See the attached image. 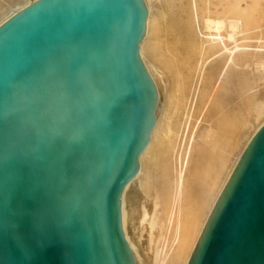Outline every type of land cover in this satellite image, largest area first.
I'll list each match as a JSON object with an SVG mask.
<instances>
[{
  "label": "water",
  "instance_id": "95a60500",
  "mask_svg": "<svg viewBox=\"0 0 264 264\" xmlns=\"http://www.w3.org/2000/svg\"><path fill=\"white\" fill-rule=\"evenodd\" d=\"M143 0H37L0 27V264H135L121 196L162 94ZM189 264H264V126Z\"/></svg>",
  "mask_w": 264,
  "mask_h": 264
},
{
  "label": "bare ground",
  "instance_id": "6f19581e",
  "mask_svg": "<svg viewBox=\"0 0 264 264\" xmlns=\"http://www.w3.org/2000/svg\"><path fill=\"white\" fill-rule=\"evenodd\" d=\"M34 1L37 0H0V27ZM143 1L148 11V20L146 34L139 44V55L157 91L156 108L159 103L158 83L166 85L168 79L173 86L172 101L170 100L173 109L169 116L165 112L166 110H163L158 117L150 135L151 140L139 156V171L122 192L120 200L121 227L135 264H146L145 259L148 260V264H179L182 252H185L183 250L187 248L186 245L191 238L193 225L202 208L200 202L215 185L218 170L224 158V154L218 153L216 157L213 155L212 158L204 146L200 150L198 149L200 144L196 143L195 134L190 130L197 103L203 98L202 110L205 105L207 108L213 103L215 94L223 88L225 77L231 68L243 69L246 67L247 69L251 65L264 67L262 66L264 59H257L260 54L252 53L256 51L246 50L247 48L238 44L237 36L242 34L241 21L239 19L226 20L220 16L221 12V14L218 13L219 7L226 10L225 0L224 5L217 0H191L193 23L186 27L185 38L178 36L165 43L160 41L161 38L156 41V38L160 36L157 37L154 32L157 30L158 33H156L160 34L159 31L162 30H160L161 27L156 29L152 22L154 19L150 18L149 0ZM226 1L228 4L229 0ZM155 26L161 25L155 24ZM227 28L230 30L227 39L234 44L231 49L228 48L231 44L228 45L221 34ZM151 36L156 37L154 38L155 42L153 40L148 47V51L159 64L155 69L152 66L153 62L150 65V62L145 58L147 42L152 38ZM246 56L250 57L252 61L248 60L241 64L242 57ZM214 80V87L209 89V81ZM209 139H212V132L208 130L201 140L204 142ZM218 143L220 144V141ZM222 148L221 146L219 153ZM244 152L245 149L219 194L211 199L205 220L197 230L188 255L185 260V257L183 258L182 264H189L209 218ZM155 154L166 162L172 159L175 165H173V171L171 170L169 173L165 168L162 174V177H167L166 182H163L168 184V190L164 193L158 190L155 194L153 193V199H148L147 192L151 179L148 164L155 159ZM152 178L154 180V177ZM199 179H204L206 189L196 197V193L193 194L192 191Z\"/></svg>",
  "mask_w": 264,
  "mask_h": 264
},
{
  "label": "rangeland",
  "instance_id": "374dc122",
  "mask_svg": "<svg viewBox=\"0 0 264 264\" xmlns=\"http://www.w3.org/2000/svg\"><path fill=\"white\" fill-rule=\"evenodd\" d=\"M217 1H221L222 3L224 2V0ZM228 2L229 3L227 4V1L225 0L224 3L226 4L224 5L223 3L224 7L226 6V10L223 7H219L218 13H222L220 16H222V18L224 19L226 18V20L239 19L241 21L242 34H239L237 36V40H239L238 44L243 46L245 49L247 48L246 50L252 49L253 51H256L252 53L260 54V58L258 57L257 59H264V0H229ZM149 7L150 18L154 19L152 20L154 27L156 29H160L161 27L160 30H162L159 31L161 35L157 34V30L154 32L157 37L160 36L159 38L154 37L157 39H155L156 41L161 38L160 41L165 43L173 40L178 36H181V38L183 39L185 38L186 27L190 26L193 23L191 0H149ZM155 24H160L161 26L156 27ZM221 34L225 42L228 45L231 44L228 48H233L234 44L229 42L227 39V36L230 34V30H228L227 28ZM152 38L149 39L150 42L149 40L147 42L148 45L145 51V58L148 62H150V65L152 64L151 62H153L152 66L155 69L156 66H159V64L153 57V55L148 51V47L154 40V38ZM155 40L153 42H155ZM242 60L243 61L240 62L241 64H243L242 62H247L248 60L250 62L252 61V59L248 56H246L245 58L242 57ZM253 66L254 65H251V67H248L247 69L246 67H244L243 69L231 68L228 75L225 77L223 88H221V90L215 94L213 101L214 104H211L212 106L208 105V107L206 108L205 105L204 109L202 110L203 98H201L197 103V107L194 112V119L192 121L190 130L193 132V134H195L196 143L200 144L198 149L200 150L201 147L204 146L205 149L208 150L212 158L213 155L214 157H216L218 154H224V158L220 164L215 185L211 187V192H208L206 196L204 195V198L200 202V207L202 208L200 210L196 223L193 225L191 238L186 245L187 248L185 247L186 249L183 250L185 251V256L182 252V258L180 260L181 264L182 262H184L188 255L190 245L193 241L194 236L196 235L197 230L205 220L211 199L219 194L230 172L232 171L235 164L238 163L240 155L242 154L244 149L246 150V146L248 147L247 144L254 136L256 131L260 130L259 128L264 126V67ZM166 83L168 85L158 83L157 88L159 93H163V106L161 104L160 115L163 110H166L165 112L169 116L172 113L171 110L173 109V104L171 103L173 86L169 83L168 79L166 80ZM214 84L215 80L209 81V89H212L214 87ZM255 91H257V93H255ZM208 130L212 132V139L203 142L201 138ZM219 141L220 144L218 143ZM221 146L223 148L221 153H219ZM154 156L155 159H153L148 164V172L151 178L149 184L150 192H147L148 199H153V195L158 190L162 193L168 190V184H165L163 182H166L167 177H162V174L165 168L168 169L169 173L171 172V170L173 171V165H175V162H173L172 159L166 162L163 158L158 157V155L155 154ZM152 177H154V180ZM203 181L204 179H199L197 181L196 187L194 186L193 188L192 193H196V197L200 196V194L205 191L204 189H206V184ZM161 185L163 186L160 187ZM203 204H206L205 207ZM145 261L146 264H148V260L145 259Z\"/></svg>",
  "mask_w": 264,
  "mask_h": 264
}]
</instances>
